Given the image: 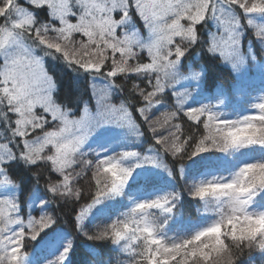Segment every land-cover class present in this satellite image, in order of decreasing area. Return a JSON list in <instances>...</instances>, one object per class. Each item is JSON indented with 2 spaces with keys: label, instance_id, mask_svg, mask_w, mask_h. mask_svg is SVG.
<instances>
[{
  "label": "snow or ice",
  "instance_id": "snow-or-ice-1",
  "mask_svg": "<svg viewBox=\"0 0 264 264\" xmlns=\"http://www.w3.org/2000/svg\"><path fill=\"white\" fill-rule=\"evenodd\" d=\"M65 70L84 77L71 93ZM255 249L264 0H0V264H251Z\"/></svg>",
  "mask_w": 264,
  "mask_h": 264
},
{
  "label": "trees",
  "instance_id": "trees-1",
  "mask_svg": "<svg viewBox=\"0 0 264 264\" xmlns=\"http://www.w3.org/2000/svg\"><path fill=\"white\" fill-rule=\"evenodd\" d=\"M225 74L229 76V73L227 71H222L221 75L226 79ZM76 80H79L80 83H83L84 77H79L78 74L71 73L70 70H65V76L61 80V88L62 91H67L68 93H71L74 89V82ZM17 171L21 174H23L26 177V185L30 187L31 177L28 176V174L24 171L23 166L21 165ZM189 203L184 199V206L183 210L186 215L191 214L193 217H195V212L192 210L190 213V209H188ZM191 208V207H190ZM252 257L254 258L251 262V264H264V258H262L259 254V250L255 249L252 251ZM79 257H77L78 259ZM245 260L248 259V253L246 251L245 253Z\"/></svg>",
  "mask_w": 264,
  "mask_h": 264
},
{
  "label": "rangeland",
  "instance_id": "rangeland-1",
  "mask_svg": "<svg viewBox=\"0 0 264 264\" xmlns=\"http://www.w3.org/2000/svg\"><path fill=\"white\" fill-rule=\"evenodd\" d=\"M224 71H226V70H224ZM252 75L255 77V72H254V70H253ZM225 77H226V80H227V79L229 78L228 74H227V75L225 74ZM256 81H257V83H258V77H256ZM185 199H186V201L189 203V206L191 207V208L188 207V209H190V213H191L192 210L195 212V203H194V202H191L187 197H185ZM186 216H187V215H186Z\"/></svg>",
  "mask_w": 264,
  "mask_h": 264
}]
</instances>
